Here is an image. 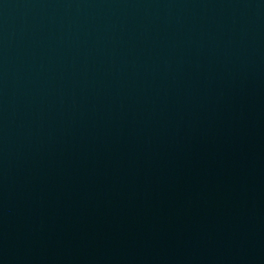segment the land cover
Returning a JSON list of instances; mask_svg holds the SVG:
<instances>
[{"label": "water", "instance_id": "1", "mask_svg": "<svg viewBox=\"0 0 264 264\" xmlns=\"http://www.w3.org/2000/svg\"><path fill=\"white\" fill-rule=\"evenodd\" d=\"M0 264H264V0H0Z\"/></svg>", "mask_w": 264, "mask_h": 264}]
</instances>
